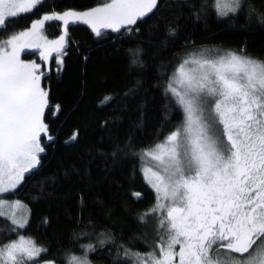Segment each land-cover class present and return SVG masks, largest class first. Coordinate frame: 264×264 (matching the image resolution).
I'll return each mask as SVG.
<instances>
[{"label":"snow or ice","instance_id":"6c2138e0","mask_svg":"<svg viewBox=\"0 0 264 264\" xmlns=\"http://www.w3.org/2000/svg\"><path fill=\"white\" fill-rule=\"evenodd\" d=\"M44 4L0 0V264H93L101 254L110 264H264V57L245 45L232 49L181 36L186 22L207 26L212 18L264 30V0H96L41 11ZM22 19L27 23L18 27ZM51 23L59 28L55 38L47 31ZM75 25L101 41L115 35L135 45L128 49L131 79L122 94L106 99L137 115L123 137L116 134L119 117L105 120V134L62 173L43 176L37 191L48 198L46 189L64 180H91L94 168L107 174L131 159L148 194L128 196L148 203L135 211L121 206L132 231L103 201V216L113 223L99 225L91 214L85 219L81 195L67 242L45 244L29 233V205L7 197L41 175L42 154L54 140L50 120L63 111L53 103L50 82L64 72L70 48L83 52L70 33ZM170 48L180 51L160 61L155 85L162 120L152 139L143 140L146 81L134 70L146 71L147 60ZM26 50L36 58H25ZM70 142L79 143L78 133ZM40 225L52 227L50 217Z\"/></svg>","mask_w":264,"mask_h":264},{"label":"trees","instance_id":"16d2710c","mask_svg":"<svg viewBox=\"0 0 264 264\" xmlns=\"http://www.w3.org/2000/svg\"><path fill=\"white\" fill-rule=\"evenodd\" d=\"M96 0H45L41 11L50 8L60 10L73 7L81 8L94 4ZM257 4L260 0H255ZM27 20L22 19L18 27H22ZM50 38H55L59 31L57 24L51 23L47 27ZM70 33L77 44L82 46L83 52L75 47L70 48L65 57V69L61 77L53 78L51 83L53 103L62 106V113L53 114L50 120L52 142L42 154L41 175L32 177L17 196L9 195L8 199H21L33 210L34 216L29 233L38 237L43 243H66L69 230L72 227L71 219L77 215L79 197L85 198V219L91 214L93 221L99 225H110L113 221L105 220L98 201L108 205L107 210H115L117 221L125 229L137 231L127 216L121 211V206L127 204L128 208L135 211L147 206L148 201L137 204L129 198L130 192L139 191L148 194V189L141 182L139 175L133 174L135 161L128 159L123 166L111 173H104L99 168H94L91 180L87 177H72L64 180L55 189H46L48 198L37 191L38 182L43 176L62 173L64 168L73 164L78 155H82L95 141L105 134L102 127L105 120L111 121L119 117L121 127L116 133L123 137L136 119L133 111L121 112L117 110L118 101H108L106 97L114 93H121L124 86L131 79L128 75L130 59L128 49L134 44L123 41L113 35L110 39L99 40L89 34L85 25L70 27ZM181 36H187L197 43L219 44L226 48H238L245 45L253 56L264 57V30L259 27L245 30L243 20L233 23H224L214 18L204 22H186ZM157 39L164 40V34L160 33ZM183 43V39L180 40ZM88 50L93 53L85 62L81 55H86ZM179 48H170L154 60H147L146 71L134 70L136 78L146 81L144 94L147 100L145 111V128L138 135L140 139L151 140L152 134L158 130L162 120V99L155 88L158 83V66L161 60H168ZM149 55L151 50L149 49ZM25 58L35 59L34 55ZM73 133H78L79 143L70 142ZM31 196H41V199L32 200ZM151 196H149V201ZM66 214H70V217ZM48 216L52 227L45 228L40 225L41 217ZM0 220V227H3ZM106 251V250H105ZM94 264H110L105 255H93Z\"/></svg>","mask_w":264,"mask_h":264},{"label":"rangeland","instance_id":"374dc122","mask_svg":"<svg viewBox=\"0 0 264 264\" xmlns=\"http://www.w3.org/2000/svg\"><path fill=\"white\" fill-rule=\"evenodd\" d=\"M27 51V50H26ZM94 264V263H93Z\"/></svg>","mask_w":264,"mask_h":264}]
</instances>
